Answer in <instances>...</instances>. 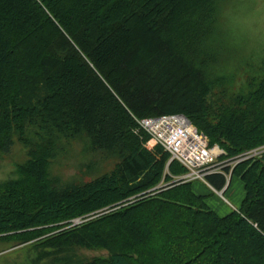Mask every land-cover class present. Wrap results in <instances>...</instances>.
<instances>
[{
    "label": "trees",
    "instance_id": "trees-1",
    "mask_svg": "<svg viewBox=\"0 0 264 264\" xmlns=\"http://www.w3.org/2000/svg\"><path fill=\"white\" fill-rule=\"evenodd\" d=\"M218 1L0 0V154L25 149L0 180V240L106 251L74 264H264V155L223 168L244 196L219 215L135 120L181 113L227 158L264 144V62L226 88ZM77 139L113 165L59 183L51 163Z\"/></svg>",
    "mask_w": 264,
    "mask_h": 264
},
{
    "label": "rangeland",
    "instance_id": "rangeland-1",
    "mask_svg": "<svg viewBox=\"0 0 264 264\" xmlns=\"http://www.w3.org/2000/svg\"><path fill=\"white\" fill-rule=\"evenodd\" d=\"M218 9L217 67L228 77L226 88L235 92L247 83L251 75L258 73L264 62V0H219ZM144 145L147 149L155 146L149 139ZM24 159L25 149L15 140L6 152L0 154V180L6 179L14 165ZM112 165L113 159H105L100 153L87 150L84 141L77 139L68 143L63 142V146L51 163L50 171L59 183L78 182L88 181L97 174L109 170ZM229 180L226 181V187L229 185ZM200 183L194 182L193 189L208 194L206 201L211 207H214L218 200L226 204L228 210L232 206H237L230 192L239 195V199L243 196L241 181L235 175L232 176L229 191L223 190L221 194L207 184L209 188L202 184L201 188L198 187ZM99 214L89 216L85 220ZM76 219H73V224L83 221ZM39 241L0 240V264H63L66 258L72 260L74 264V261L106 255V251L101 249L80 247L58 251L37 244Z\"/></svg>",
    "mask_w": 264,
    "mask_h": 264
},
{
    "label": "built area",
    "instance_id": "built-area-1",
    "mask_svg": "<svg viewBox=\"0 0 264 264\" xmlns=\"http://www.w3.org/2000/svg\"><path fill=\"white\" fill-rule=\"evenodd\" d=\"M135 120L138 127L149 135V140L169 153V161L176 160L185 168L184 173L173 176V181L189 182L198 179L207 183L205 177L212 172L223 173L227 181L229 173H225L223 168L228 167L231 171L238 162L264 155V144H261L227 158L222 147L216 143L210 144L207 136L181 113L160 114ZM225 186L218 191L219 194Z\"/></svg>",
    "mask_w": 264,
    "mask_h": 264
},
{
    "label": "crops",
    "instance_id": "crops-1",
    "mask_svg": "<svg viewBox=\"0 0 264 264\" xmlns=\"http://www.w3.org/2000/svg\"><path fill=\"white\" fill-rule=\"evenodd\" d=\"M231 179H232V177L230 178V180H229V185L226 187L225 185V189H224V191H229V189H230V187H231ZM239 179V178H238ZM240 180V179H239ZM199 181V182H198ZM241 181V180H240ZM194 182H197V183H200V184H198V187H200L201 188V184L202 185H204L205 187H208L207 185H209L208 183H205V182H203V181H201V180H194V181H192V183H191V186L193 185V183ZM207 184V185H206ZM241 184H242V182H241ZM210 186V185H209ZM212 187V186H211ZM209 188V187H208ZM213 188V187H212ZM224 188V187H223ZM192 189H193V186H192ZM242 189H243V184H242ZM193 191L195 192V193H197V194H201V195H205V202L207 203V201H206V197H207V195L208 194H203L202 192H200V191H196L195 189H193ZM230 195L236 200V204H237V206H232V208L230 207L228 210H227V208H226V204H224L223 202H221V201H218L217 200V202H216V205L214 206V207H211L208 203H207V205L212 209V210H214L217 214H219V215H224V214H226V213H228L229 211H231V210H234V209H237L238 207H239V205H240V202H241V200H242V198H243V196H244V189H243V196H242V198L241 199H239V195L237 196V195H235L234 193H232V192H230ZM222 211V212H218V211Z\"/></svg>",
    "mask_w": 264,
    "mask_h": 264
}]
</instances>
